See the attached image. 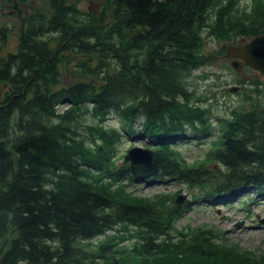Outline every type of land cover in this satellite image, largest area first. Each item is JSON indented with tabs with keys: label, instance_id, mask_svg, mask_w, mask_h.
I'll use <instances>...</instances> for the list:
<instances>
[{
	"label": "trees",
	"instance_id": "obj_1",
	"mask_svg": "<svg viewBox=\"0 0 264 264\" xmlns=\"http://www.w3.org/2000/svg\"><path fill=\"white\" fill-rule=\"evenodd\" d=\"M42 1L49 14L19 17L15 53L0 26V264H264L203 228L175 237L192 201L129 189L174 181L196 202L264 195V105L215 118L187 82L225 55L227 46L205 54L208 41L264 35V0H105L99 12ZM114 115L121 127L107 128ZM86 116L89 134L77 127ZM127 136L147 141L151 168L118 163ZM206 140L191 163L181 146Z\"/></svg>",
	"mask_w": 264,
	"mask_h": 264
},
{
	"label": "rangeland",
	"instance_id": "obj_2",
	"mask_svg": "<svg viewBox=\"0 0 264 264\" xmlns=\"http://www.w3.org/2000/svg\"><path fill=\"white\" fill-rule=\"evenodd\" d=\"M18 1V0H17ZM68 5L77 8L81 11L99 12L105 0H100L97 3L89 0H66ZM20 2V3H19ZM15 7L14 3L8 0H0V26L7 25L12 31L10 32L6 45V52L15 53L19 44V17H29L37 12L48 13L47 5L42 0H27L26 2L18 1ZM252 0H243L241 5L250 4ZM13 4V5H12ZM20 9V10H18ZM49 14V13H48ZM47 14V15H48ZM237 42H242L241 39ZM223 46L229 47V43H216L208 41L204 47L205 54H211L220 50ZM232 61L225 56H218L213 65L200 66L194 70L188 77L187 82L193 92L199 98L205 99L208 97V102L213 109L214 116L228 115V111L244 108L250 109L258 101L264 105V90L260 93L257 88L249 87L252 80H259L264 83V75L257 71H251L245 65H240L235 69L232 67ZM71 73L66 74L67 80L71 79ZM246 82V83H245ZM249 87L243 88L244 84ZM237 88L236 92L231 89ZM240 89V90H239ZM246 94L249 99L246 98ZM207 104V103H204ZM209 106V107H210ZM207 107V106H205ZM67 109L65 105L60 107V111ZM214 118V120H215ZM143 121V120H141ZM95 124L91 116H86L80 120L78 131L89 134L87 126ZM120 121L117 116L106 123L107 128H120ZM216 133L218 125L214 126ZM125 139V140H124ZM120 145L117 146L118 163L124 161V157L133 147L146 148L145 140L124 138ZM211 140L201 142V144L191 143L190 145H182V151L187 155L188 160L192 163L196 160L205 158L210 149ZM219 169V166H214ZM141 187H130L138 197L150 198L158 194H169V196H187V200L192 201V206L187 215L176 223L172 234L175 237H180V233L198 232L199 228L206 229L205 236L215 238L214 235L220 236V243L226 246H235L239 251L250 253L255 257H260L264 254V195H256L254 190L247 189L246 192H241L236 198H223L217 194L214 198L202 199L194 201V194L188 186L178 184L171 181L167 183H153L150 185L143 184ZM140 186V185H139ZM120 227L116 233L118 241L124 239V247L132 249L136 241L131 240L128 231ZM103 241V238H101Z\"/></svg>",
	"mask_w": 264,
	"mask_h": 264
},
{
	"label": "water",
	"instance_id": "obj_3",
	"mask_svg": "<svg viewBox=\"0 0 264 264\" xmlns=\"http://www.w3.org/2000/svg\"><path fill=\"white\" fill-rule=\"evenodd\" d=\"M225 57L234 60L232 66L235 69L243 62L264 75V35L256 37L247 44L229 46ZM231 90L236 92L237 88ZM124 160L130 163L133 169L150 168L154 164V151L135 147L129 150ZM186 200L187 196H179L176 203L181 204Z\"/></svg>",
	"mask_w": 264,
	"mask_h": 264
},
{
	"label": "bare ground",
	"instance_id": "obj_4",
	"mask_svg": "<svg viewBox=\"0 0 264 264\" xmlns=\"http://www.w3.org/2000/svg\"><path fill=\"white\" fill-rule=\"evenodd\" d=\"M16 2H18V1H16ZM14 4H16V3H14ZM12 5H13V4H12ZM18 7H19V4H18ZM18 10H20V9H18ZM8 53H10V52H8ZM239 90H240V89H239ZM192 92H193V91H192ZM194 93H195V92H194ZM199 99H200V98H199ZM201 100H202V98H201ZM197 101H198V100H197ZM199 101H200V100H199ZM95 107H96V106H95ZM58 109H59V108H58ZM94 109H95V108H94ZM56 111H57V110H56ZM65 112H66V111H65ZM62 115H63V114H62ZM115 115H116V114H115ZM93 118H94V117H93ZM110 118H111V117H110ZM119 118H120V117H119ZM94 119H95V118H94ZM100 122H102V121H100ZM100 122H99V123H100ZM96 123H97V122H96ZM106 123H107V122H106ZM106 123H105V124H106ZM94 125H95V124H94ZM99 125H100V124H99ZM97 126H98V125H97ZM97 126H96V127H97ZM102 126H103V125H102ZM120 127H121V126H120ZM131 136H132V135H131ZM127 137H128V136H127ZM132 137H133V136H132ZM128 138H129V137H128ZM129 139H130V138H129ZM124 140H125V139H124ZM147 169H148V168H147Z\"/></svg>",
	"mask_w": 264,
	"mask_h": 264
}]
</instances>
